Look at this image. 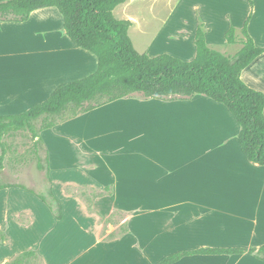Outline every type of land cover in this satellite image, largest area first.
Segmentation results:
<instances>
[{
    "label": "crops",
    "instance_id": "obj_1",
    "mask_svg": "<svg viewBox=\"0 0 264 264\" xmlns=\"http://www.w3.org/2000/svg\"><path fill=\"white\" fill-rule=\"evenodd\" d=\"M254 2L249 32L264 46V0ZM251 10L249 0H125L114 14L130 22L140 53L191 61L199 22L216 49L231 25L243 37ZM231 45L235 56L242 44ZM97 68V56L73 43L56 7L25 21L0 19V114L24 112ZM243 79L264 91V53ZM239 131L226 105L201 94L121 98L42 130L50 199L0 187V229L9 236L0 264L29 250L44 264H155L183 250L263 245L264 165L247 158ZM116 211L124 215L108 222ZM123 224L129 231L109 237ZM173 264L264 261L195 254Z\"/></svg>",
    "mask_w": 264,
    "mask_h": 264
},
{
    "label": "trees",
    "instance_id": "obj_2",
    "mask_svg": "<svg viewBox=\"0 0 264 264\" xmlns=\"http://www.w3.org/2000/svg\"><path fill=\"white\" fill-rule=\"evenodd\" d=\"M124 1H0V19L6 21H25L34 10L56 7L63 16L64 28L73 43L98 58V68L94 73L60 84L46 100L24 112L0 114V140L11 127H32L33 121L42 119L46 122L41 126V132L121 98L140 95L175 99L201 94L226 105L240 125L238 138L245 155L252 163L264 165V91L251 87L243 79L244 69L264 53V46H258L249 32L254 0H249L252 10L242 27L243 37L238 39L234 25L225 34L228 43L242 44L235 56L210 47L205 25L199 22L195 36L197 54L191 61L170 54L150 56L137 51L128 33L130 22L116 18L114 14L115 7ZM40 132H35L34 136L42 143ZM45 152L48 158L46 149ZM4 186L23 187L49 201L24 185ZM58 204L57 217L62 218V207ZM88 205L92 209L91 202ZM127 231L128 228L124 230ZM8 241V234L0 229V244ZM243 253L264 261V244L183 250L167 255L155 264H173L187 255ZM30 258H34L37 264H44L34 250L17 255L7 264H29Z\"/></svg>",
    "mask_w": 264,
    "mask_h": 264
},
{
    "label": "rangeland",
    "instance_id": "obj_3",
    "mask_svg": "<svg viewBox=\"0 0 264 264\" xmlns=\"http://www.w3.org/2000/svg\"><path fill=\"white\" fill-rule=\"evenodd\" d=\"M219 46L216 49L224 53L227 52L229 56L238 49L237 45L229 44L225 38L224 43ZM45 122L42 119L35 120L32 122V127L15 126L4 133L0 140V187L8 184H20L50 199V192L47 188L48 162L45 147L34 136L35 132H40L41 126ZM123 215L122 212L116 211L107 221H114L115 217ZM125 229H127V226L123 224L109 237L118 236ZM29 260L36 264L34 258Z\"/></svg>",
    "mask_w": 264,
    "mask_h": 264
}]
</instances>
